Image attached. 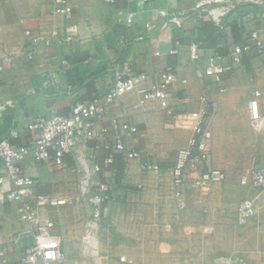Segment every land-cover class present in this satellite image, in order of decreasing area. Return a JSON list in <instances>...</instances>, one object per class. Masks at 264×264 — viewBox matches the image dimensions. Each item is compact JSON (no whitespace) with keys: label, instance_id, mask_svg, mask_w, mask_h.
Returning a JSON list of instances; mask_svg holds the SVG:
<instances>
[{"label":"crops","instance_id":"obj_1","mask_svg":"<svg viewBox=\"0 0 264 264\" xmlns=\"http://www.w3.org/2000/svg\"><path fill=\"white\" fill-rule=\"evenodd\" d=\"M67 1L73 8L69 16L56 12L55 0H0V138L28 143L37 135L28 128L32 118L67 114L76 101L105 92L113 83L117 63L125 71H143L151 77L175 68L179 73L172 88L176 112L201 111L206 107L205 95L219 104L211 123L213 163L225 170L227 178L205 192L189 180L183 195L187 206L181 207L174 193L172 168L191 131L176 126L174 117L157 103L142 104L137 93L126 94L109 106L97 133L102 141L113 140L110 118L123 116L139 128V133L127 135L125 141L129 148L141 151L142 159H125L119 153L116 174L95 178L108 177L112 186L98 228L107 233L109 227L117 229L121 221H128L124 225L133 230H126L127 239L154 243L151 234L139 233L135 227L158 225L154 219L172 228L184 223L191 228L170 232L173 238L167 241L229 243L227 259L244 260L234 264H264V193L240 183L245 168L264 164V129L256 132L252 128L248 112L251 90H258L264 114V51L247 55L222 83L201 75L213 50L228 52L239 42L234 32L240 41L252 30L264 36V16L249 25L243 13L237 15L228 7L227 0ZM129 13L134 14L131 25L126 24ZM220 86L227 89L220 91ZM103 126L113 129L103 132ZM95 143L90 140L78 147L90 163L101 154ZM144 160L156 167L143 169ZM22 166L38 180V193L78 198L71 204L80 213L78 218L62 222L59 206L44 208L42 215L54 221L53 233L60 238L66 258L72 252L82 253V249H73L84 241L82 228L92 205L80 193L76 155H67L60 168L32 156ZM248 197L257 198L256 214L240 224L238 204ZM84 218V225L77 229ZM32 243L33 232L20 216L18 202L7 200L0 191V250L4 252L0 264H20L24 249Z\"/></svg>","mask_w":264,"mask_h":264},{"label":"built area","instance_id":"obj_2","mask_svg":"<svg viewBox=\"0 0 264 264\" xmlns=\"http://www.w3.org/2000/svg\"><path fill=\"white\" fill-rule=\"evenodd\" d=\"M115 3L116 0H106ZM56 12L69 16L73 8L67 0H55ZM164 14V13H162ZM134 14L129 13L126 24L134 23ZM147 27L151 23L146 24ZM30 35V31H26ZM49 42V41H48ZM264 51V36L258 30H252L247 37L233 44L228 52L213 50L207 57L208 65L203 72L215 83H222L230 78L235 70L252 52ZM30 58L34 53L29 54ZM153 78V79H152ZM179 80L175 68L168 67L151 77L143 71H125L120 63L114 67L113 83L109 88L89 100L76 101L67 114L53 113L37 116L30 120L28 128L35 130L37 135L28 143L17 144L10 138H0V191L6 194L9 201L18 202L20 216L29 223L33 232V243L24 249L20 264H56L65 258L62 242L53 233L54 221L44 217L42 210L49 207L71 205L78 198L56 196L52 193H38L35 186L36 178L29 175L23 168V161L32 156L40 162H47L60 168L65 164L67 155L75 154L77 173L80 181V193L92 205V214L86 220L87 234L85 241H90L98 228L102 217V207L111 197V183L108 177L95 179L98 174H116L114 167L116 155L121 153L125 159H142L141 151L129 148L125 137L139 133V128L123 116H113L110 123L115 129L114 139L102 141L97 129L105 120V115L116 100L129 93H137L139 101L157 103L167 114L174 117L175 125L191 131L186 146L178 149L175 164L172 168L175 196L181 207H186L183 199L184 187L190 180L192 185L205 192L215 183L226 180L225 170L217 168L213 163L212 118L218 109V102L208 95L202 97L206 107L198 112H176L175 101L172 99V88ZM183 82H186L183 79ZM225 91V86L219 87ZM258 90H251L248 112L252 128L256 132L264 129V114L260 110ZM103 126V132L113 129ZM96 140L94 148L99 150V160L90 163L88 157L79 150V145ZM143 169L156 167L149 160L141 163ZM240 183L264 193V164L244 169ZM9 185V186H7ZM256 197L240 200L238 204V222L247 223L256 214ZM4 252L0 250V256ZM243 263L242 258L230 256L229 264Z\"/></svg>","mask_w":264,"mask_h":264},{"label":"rangeland","instance_id":"obj_3","mask_svg":"<svg viewBox=\"0 0 264 264\" xmlns=\"http://www.w3.org/2000/svg\"><path fill=\"white\" fill-rule=\"evenodd\" d=\"M227 1L228 7H231L237 15L243 13L247 17L244 21L249 25L254 23L257 18L260 19L264 16V0ZM1 5L2 2H0ZM72 206H59L60 217L58 219H62V222H64L67 219L78 218L80 213L74 211L75 209L71 208ZM84 210L85 214L89 212L86 208ZM84 221L85 218L81 220L82 225L77 229L82 228ZM154 222L158 225L135 227L139 233L151 234L154 237V243H136L127 239L126 230H133V227L124 225L128 224V221H121L123 225L118 226L117 229L109 227L107 233L99 226L100 228L95 230L96 234L90 241L84 240L82 243H76L73 250L82 249V253L72 252L69 257L66 258L65 256L64 260L58 262V264H229L227 256L231 254L232 244L193 241L169 242L167 239L173 238V236L168 235L170 232L182 228L189 229L191 226L178 223V226L172 228L164 220L158 222L154 219ZM82 229H84L86 235V225ZM162 238L165 239L164 242L161 241ZM195 245L199 249L195 250ZM244 252L247 253V251Z\"/></svg>","mask_w":264,"mask_h":264},{"label":"trees","instance_id":"obj_4","mask_svg":"<svg viewBox=\"0 0 264 264\" xmlns=\"http://www.w3.org/2000/svg\"><path fill=\"white\" fill-rule=\"evenodd\" d=\"M234 36H235V39L240 42V36L238 35V32H236V33L234 32Z\"/></svg>","mask_w":264,"mask_h":264}]
</instances>
